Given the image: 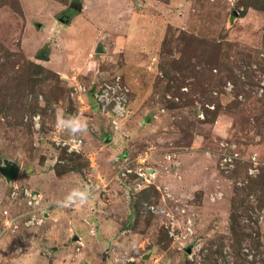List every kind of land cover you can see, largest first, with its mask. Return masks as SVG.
I'll list each match as a JSON object with an SVG mask.
<instances>
[{
    "label": "rangeland",
    "instance_id": "1",
    "mask_svg": "<svg viewBox=\"0 0 264 264\" xmlns=\"http://www.w3.org/2000/svg\"><path fill=\"white\" fill-rule=\"evenodd\" d=\"M263 77L264 0H0V264H264Z\"/></svg>",
    "mask_w": 264,
    "mask_h": 264
},
{
    "label": "clouds",
    "instance_id": "2",
    "mask_svg": "<svg viewBox=\"0 0 264 264\" xmlns=\"http://www.w3.org/2000/svg\"><path fill=\"white\" fill-rule=\"evenodd\" d=\"M34 119H38V117H34ZM38 126L37 124V127ZM56 126L61 131H65L70 135L74 146L76 138L87 132L88 122L78 116H65L62 111H58ZM57 143H59V141H57ZM89 195L90 193L87 187L74 188L58 203L62 207H70L77 203L82 206L87 202Z\"/></svg>",
    "mask_w": 264,
    "mask_h": 264
},
{
    "label": "built area",
    "instance_id": "3",
    "mask_svg": "<svg viewBox=\"0 0 264 264\" xmlns=\"http://www.w3.org/2000/svg\"><path fill=\"white\" fill-rule=\"evenodd\" d=\"M260 85L262 86L261 91H264V77L262 78ZM93 94H94L95 100L100 102L103 108L108 107L109 110L111 111L110 114L114 115V118L111 122H112V125L117 129L119 127V123H118L117 118L124 115V112H125V108L121 106V102H119L118 100L115 102V100H114V102L111 103L112 99H111V97H109V89L108 88L101 90V92H94ZM107 105H112V106H107ZM59 143H61L62 145L67 144L69 149L71 148V150H78V146L80 145V140L76 138V142H75L74 146H73V141H72L71 137L67 138V140L59 141ZM30 196H33V195L30 194ZM11 220L14 221L13 218ZM37 220H38L37 217L31 218V219L27 220V222L28 221L34 222ZM9 221H10V218H9V220H6V222L10 224Z\"/></svg>",
    "mask_w": 264,
    "mask_h": 264
},
{
    "label": "water",
    "instance_id": "4",
    "mask_svg": "<svg viewBox=\"0 0 264 264\" xmlns=\"http://www.w3.org/2000/svg\"><path fill=\"white\" fill-rule=\"evenodd\" d=\"M59 19L61 21L66 20V18L62 16H60ZM97 50L101 51L102 49L98 47ZM39 58L43 60H49V56L45 53L39 55ZM18 170H19V165L13 160H9L7 158L0 159V173H2L8 181L13 179L17 175Z\"/></svg>",
    "mask_w": 264,
    "mask_h": 264
},
{
    "label": "flooded vegetation",
    "instance_id": "5",
    "mask_svg": "<svg viewBox=\"0 0 264 264\" xmlns=\"http://www.w3.org/2000/svg\"><path fill=\"white\" fill-rule=\"evenodd\" d=\"M66 17V16H65Z\"/></svg>",
    "mask_w": 264,
    "mask_h": 264
}]
</instances>
